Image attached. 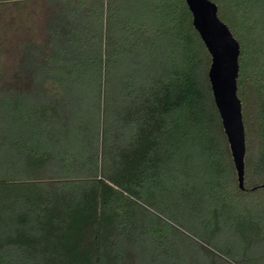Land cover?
I'll list each match as a JSON object with an SVG mask.
<instances>
[{
	"label": "trees",
	"instance_id": "16d2710c",
	"mask_svg": "<svg viewBox=\"0 0 264 264\" xmlns=\"http://www.w3.org/2000/svg\"><path fill=\"white\" fill-rule=\"evenodd\" d=\"M211 1L244 190L186 0H0V264H264V0Z\"/></svg>",
	"mask_w": 264,
	"mask_h": 264
},
{
	"label": "water",
	"instance_id": "95a60500",
	"mask_svg": "<svg viewBox=\"0 0 264 264\" xmlns=\"http://www.w3.org/2000/svg\"><path fill=\"white\" fill-rule=\"evenodd\" d=\"M193 25L204 42L212 63L209 79L214 101L221 116L239 186L245 189L246 128L242 101L238 95L241 45L219 17L211 0H186Z\"/></svg>",
	"mask_w": 264,
	"mask_h": 264
}]
</instances>
